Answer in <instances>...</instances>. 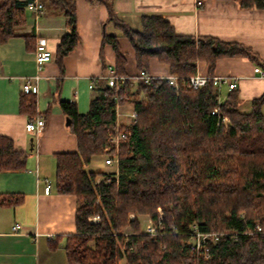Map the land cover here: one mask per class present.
Here are the masks:
<instances>
[{"label": "trees", "instance_id": "16d2710c", "mask_svg": "<svg viewBox=\"0 0 264 264\" xmlns=\"http://www.w3.org/2000/svg\"><path fill=\"white\" fill-rule=\"evenodd\" d=\"M42 1L62 13L69 28L53 53L62 70L64 57L79 41L75 2ZM101 1L107 8L104 25L111 22L121 29L134 51L137 72L148 71L155 58L168 66L179 85L174 88L165 78L154 76L148 83L126 78L115 91L105 79L94 78L91 87L98 95L86 113L78 112L74 102L58 100L77 144L76 150L55 155V190L74 194L78 201L75 233L67 236L65 244L68 262L119 264L125 257L127 264H264V93L250 100L248 111H241L235 89L218 103L211 82L198 89L184 85L199 61L208 63V74L221 57L243 56L263 68L264 61L244 44L178 34L158 14L142 15L140 27L132 28L118 18L109 0ZM236 1L242 8L264 9V0ZM24 4L25 0H0V43L25 24ZM24 37L27 42L33 39ZM105 44L114 51L116 73L126 75L117 36L102 31L103 65ZM59 89L60 83L57 93ZM130 101L135 115L119 127L128 135L120 143L116 176L87 171L91 157L105 152L116 105ZM215 107L218 114H211ZM19 111L36 116L35 94L21 91ZM218 115L228 118L227 127L217 125ZM27 156L10 138L0 136V171L24 168ZM22 198V194H1L0 205L13 206ZM158 209L161 226L152 235L140 231L137 217L129 218V213L147 214L157 221ZM93 214L100 216L99 222L88 221ZM192 222L202 231L219 233L215 242L207 241L208 258L186 243ZM256 223L262 232L243 233ZM125 226L130 229L122 231Z\"/></svg>", "mask_w": 264, "mask_h": 264}, {"label": "crops", "instance_id": "0c3cea01", "mask_svg": "<svg viewBox=\"0 0 264 264\" xmlns=\"http://www.w3.org/2000/svg\"><path fill=\"white\" fill-rule=\"evenodd\" d=\"M109 1L118 18L132 28L140 27L142 15L158 14L167 19L178 34L212 36L221 41L244 44L264 61V9L242 8L236 0H199V5L197 0ZM74 2L79 41L64 57L62 70L53 56L37 71L34 57L37 37H44L54 52L61 36L69 31L63 14L56 10L45 7L35 20L33 13L25 9V24L17 28L16 35L0 43V136L10 138L15 148L28 153L24 168L0 171V195L23 196L16 205H0V264H72L67 260L65 244L67 236L75 233L78 201L74 194L58 193L54 179L55 155L74 151L77 144L65 123L66 116L58 100L74 102L80 113L88 111L91 99L98 95V90L90 86L91 80L106 79L108 66H114L115 62L109 44L103 47L104 65L100 60L103 30L117 36L126 58V75L137 72L134 51L121 29L111 22L104 25L107 18L105 4L101 0ZM25 34L32 35L33 39L27 42ZM256 65L243 56L221 57L216 60L212 72L237 78L235 90L241 111H248L250 100L264 93V78L253 72ZM208 66L205 61H199L196 70L208 73ZM148 72L154 77L165 78L169 68L152 58ZM35 73L39 74L36 116L44 119V126L37 133L25 129V122L30 117L19 111L22 80ZM225 91L227 95L228 89ZM225 97L218 96L221 101ZM132 110L131 102L117 105L114 125H128L133 118ZM103 159L102 154L93 155L85 169L102 171L107 166ZM47 183L50 188L45 192ZM140 216L149 217L138 214L137 218ZM15 222L20 224L18 230L12 229ZM119 264H127L125 257Z\"/></svg>", "mask_w": 264, "mask_h": 264}, {"label": "built area", "instance_id": "2783aa9c", "mask_svg": "<svg viewBox=\"0 0 264 264\" xmlns=\"http://www.w3.org/2000/svg\"><path fill=\"white\" fill-rule=\"evenodd\" d=\"M196 3L199 5L201 1L197 0ZM24 9L33 13L35 20L45 11V5L42 0H25ZM53 50L48 47L47 41L44 37L39 36L35 42L34 48V57L36 62V69L39 71L43 64L50 61L53 58ZM253 72L257 73L260 77L264 78V68L259 65L253 67ZM152 75L146 70H140L136 72L134 75H120L117 74L115 71L114 66H108L107 73L105 74V80L108 86H112L115 91H118L119 87L121 86L122 82L126 78H130L132 81L142 80L144 83H148L152 79ZM39 78V74L35 73L32 76H26L23 78L21 83V91L23 93H33L37 94L38 92V85L37 79ZM165 79L168 83L173 86L174 88H178V81L177 77L174 75H167ZM208 82H211L218 92V96L220 95V89L222 86H226L228 91L237 88L238 80L236 77H227L225 75H218V74H208V73H201L199 71H195L194 74L190 75L187 80L184 82L188 88L198 89L206 85ZM92 85V84H91ZM90 85V86H91ZM115 100L118 99L117 95L113 97ZM221 100L218 98V103ZM118 105V104H117ZM116 105V107H117ZM115 107V109H116ZM211 114H218V107H215L211 110ZM130 115L133 117L135 115V110H132ZM217 125L222 127H227L229 124V120L226 116H219L218 115ZM44 126V119L39 116H35L33 118L28 119L25 122V129L27 131L32 132H40ZM128 133L121 130L119 127L114 125L113 131L109 133L107 138V144L104 147V157L103 162L105 165H113L117 171V163H118V145L121 141L127 139ZM113 150V151H112ZM99 180L96 179L94 183H98ZM50 188V184L47 183L44 187L45 192H48ZM99 202V200H96ZM159 215L157 221L152 220L150 217L147 219V223L142 230L143 233L146 234H155L157 229L161 226L162 221V214L161 210L158 209ZM135 215L133 213H129V218L133 219ZM88 221L91 223H97L100 221V216L98 214H93L88 217ZM20 228V224L15 222L12 225L13 230H18ZM188 231L190 234L189 239L187 240V245H190L194 248L197 252H199L204 258H208L207 253V241L215 242L218 237L219 233L214 231H202L198 227L195 222H192L188 225ZM254 232H262L261 226L256 223L253 228L248 227L243 232L245 235H251Z\"/></svg>", "mask_w": 264, "mask_h": 264}, {"label": "rangeland", "instance_id": "374dc122", "mask_svg": "<svg viewBox=\"0 0 264 264\" xmlns=\"http://www.w3.org/2000/svg\"><path fill=\"white\" fill-rule=\"evenodd\" d=\"M226 87L225 86H222L221 87V91L219 92L220 93V96L221 97H225L226 96ZM141 98H143L144 96L143 95H141L140 96ZM139 98V97H138ZM132 104H133V102L132 101H130ZM133 109H134V105H133ZM121 143V142H120ZM120 143H119V145H118V150H119V147H120ZM113 151V150H112ZM102 156L103 157H106V155L103 153L102 154ZM89 168H91V167H89ZM101 172H103V174H105V175H111V174H114L115 176H116V168L113 166V165H109V166H106V167H104L103 168V170L101 171ZM103 178V176L101 175V176H97L96 178H95V180L96 179H98L99 181L101 180ZM97 202V201H96ZM134 215H135V217H137V215L138 214H136V213H133ZM242 214L244 215V212H242ZM242 216V215H241ZM147 218L146 217H143V216H140V217H138V221H139V223H140V231H142L143 229H144V227H145V225H146V223H147ZM130 229V226H125V227H123L122 228V231H128ZM220 232H222V231H220ZM89 244H92V243H89Z\"/></svg>", "mask_w": 264, "mask_h": 264}, {"label": "water", "instance_id": "95a60500", "mask_svg": "<svg viewBox=\"0 0 264 264\" xmlns=\"http://www.w3.org/2000/svg\"><path fill=\"white\" fill-rule=\"evenodd\" d=\"M69 122H70V119H69L68 117H66V119H65V123L68 125Z\"/></svg>", "mask_w": 264, "mask_h": 264}]
</instances>
